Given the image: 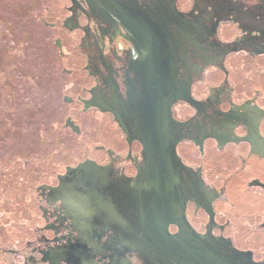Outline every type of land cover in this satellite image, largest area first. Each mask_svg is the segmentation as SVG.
I'll use <instances>...</instances> for the list:
<instances>
[{
	"label": "flooded vegetation",
	"instance_id": "flooded-vegetation-1",
	"mask_svg": "<svg viewBox=\"0 0 264 264\" xmlns=\"http://www.w3.org/2000/svg\"><path fill=\"white\" fill-rule=\"evenodd\" d=\"M38 3L36 130L80 151L0 147V264H264V0Z\"/></svg>",
	"mask_w": 264,
	"mask_h": 264
},
{
	"label": "rangeland",
	"instance_id": "rangeland-1",
	"mask_svg": "<svg viewBox=\"0 0 264 264\" xmlns=\"http://www.w3.org/2000/svg\"><path fill=\"white\" fill-rule=\"evenodd\" d=\"M38 8V0H0V147L17 145L18 163L68 161L80 151L72 138L36 130L46 116L40 95L44 89L49 91L46 86L51 80L49 39L35 19ZM28 144L32 151L26 153ZM13 191L4 189L5 194Z\"/></svg>",
	"mask_w": 264,
	"mask_h": 264
},
{
	"label": "water",
	"instance_id": "water-1",
	"mask_svg": "<svg viewBox=\"0 0 264 264\" xmlns=\"http://www.w3.org/2000/svg\"><path fill=\"white\" fill-rule=\"evenodd\" d=\"M162 105H164V104L161 100V108H160V116H159V130H158V132L156 131L155 133H158V136H160V146H159L160 160L164 161V160H168V159H173L172 150H173L174 143L171 141V138L168 137V134L165 133L166 132V126L168 124V117L165 114L166 107L163 109ZM155 133L154 134L151 133L152 135H149V137L152 138L151 136H153V138H155V136H157V135H155ZM149 144H151V143H149ZM148 151L149 152L152 151V146L148 147ZM165 151H167V152H165ZM164 153H167V154L164 155ZM78 154H79V152H78ZM160 168L161 169L163 168V163L160 164Z\"/></svg>",
	"mask_w": 264,
	"mask_h": 264
}]
</instances>
